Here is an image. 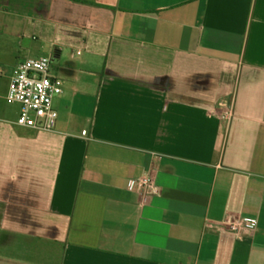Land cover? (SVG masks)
I'll return each mask as SVG.
<instances>
[{"label":"crops","instance_id":"crops-1","mask_svg":"<svg viewBox=\"0 0 264 264\" xmlns=\"http://www.w3.org/2000/svg\"><path fill=\"white\" fill-rule=\"evenodd\" d=\"M43 56L52 131L5 101ZM0 264H264V0H0Z\"/></svg>","mask_w":264,"mask_h":264},{"label":"built area","instance_id":"built-area-1","mask_svg":"<svg viewBox=\"0 0 264 264\" xmlns=\"http://www.w3.org/2000/svg\"><path fill=\"white\" fill-rule=\"evenodd\" d=\"M62 94V83L51 74L49 57L30 58L20 62L14 69L9 81L5 101L19 105V114L15 124L21 128L52 131L58 117L57 106ZM220 119L227 121L231 107L219 105ZM85 134V132H83ZM125 187L133 192L152 189L150 176L137 180H126ZM241 227H254V223L237 219L228 224V229L237 233Z\"/></svg>","mask_w":264,"mask_h":264}]
</instances>
